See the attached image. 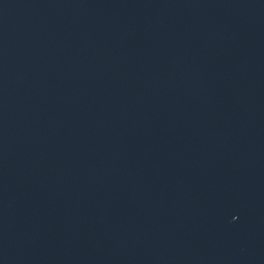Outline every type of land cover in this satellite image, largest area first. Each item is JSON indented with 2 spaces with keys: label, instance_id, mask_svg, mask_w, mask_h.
<instances>
[{
  "label": "water",
  "instance_id": "1",
  "mask_svg": "<svg viewBox=\"0 0 264 264\" xmlns=\"http://www.w3.org/2000/svg\"><path fill=\"white\" fill-rule=\"evenodd\" d=\"M0 264H264V0H0Z\"/></svg>",
  "mask_w": 264,
  "mask_h": 264
}]
</instances>
